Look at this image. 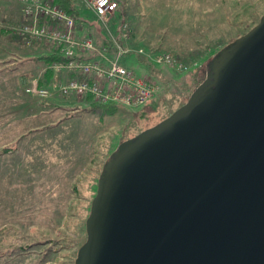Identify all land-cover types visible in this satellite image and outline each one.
<instances>
[{
  "label": "water",
  "instance_id": "obj_1",
  "mask_svg": "<svg viewBox=\"0 0 264 264\" xmlns=\"http://www.w3.org/2000/svg\"><path fill=\"white\" fill-rule=\"evenodd\" d=\"M101 166L73 264H264V13Z\"/></svg>",
  "mask_w": 264,
  "mask_h": 264
},
{
  "label": "rangeland",
  "instance_id": "obj_2",
  "mask_svg": "<svg viewBox=\"0 0 264 264\" xmlns=\"http://www.w3.org/2000/svg\"><path fill=\"white\" fill-rule=\"evenodd\" d=\"M69 1L79 34L98 39L95 26L113 44L125 21L124 65L162 89L141 107L117 105L111 115L91 110V101L64 105L57 94L38 100L23 86L46 65L5 51L14 42L0 34V264H73L98 174L117 144L181 105L204 78L207 61L264 13V0H117L101 29L83 2ZM155 50L198 66L177 73L138 53Z\"/></svg>",
  "mask_w": 264,
  "mask_h": 264
},
{
  "label": "built area",
  "instance_id": "obj_3",
  "mask_svg": "<svg viewBox=\"0 0 264 264\" xmlns=\"http://www.w3.org/2000/svg\"><path fill=\"white\" fill-rule=\"evenodd\" d=\"M107 29V21L118 9L117 0H80ZM21 21L12 28L24 46L43 45L56 51L63 61L45 66L50 76L39 85L42 74L29 78L23 91L38 100L52 94L71 95L78 101L98 104L114 103L135 110L157 95L161 86L150 75H136L124 65L129 49L122 45L128 37L127 23L121 21L116 40L107 46L97 44L89 35H79L75 18L53 0H17ZM152 65H164L177 73L198 66L195 59L184 60L163 50L138 51Z\"/></svg>",
  "mask_w": 264,
  "mask_h": 264
},
{
  "label": "crops",
  "instance_id": "obj_4",
  "mask_svg": "<svg viewBox=\"0 0 264 264\" xmlns=\"http://www.w3.org/2000/svg\"><path fill=\"white\" fill-rule=\"evenodd\" d=\"M20 21H21L20 6L18 5L17 0H0V34L4 35L10 39L13 38L14 36L11 34L13 24H11V23L19 24ZM101 29H102V27H101ZM77 32H78V30H77ZM94 32L98 35V39L93 38L94 41L97 44H101L100 39L103 37H101L100 32L98 33L95 26H94ZM79 35H81V34H79ZM13 42L14 43L12 45H9L6 47L5 51L6 50L7 51L19 50V53H17V57L21 55V56H24L26 59H30V58L37 59L39 56L44 55L48 52L47 48L43 45L34 44V45H30V46H24L19 41L13 40ZM43 47H44V49H43ZM40 48L44 50V51L42 50L43 53H41L40 55L35 54V52H39V53L41 52ZM37 61L40 63L42 62V61H39L38 59H37ZM43 73L44 72L40 73V74H42L41 79L43 77ZM57 95L59 97V100L61 102H63L64 105H69L72 102H78L71 95H64V96L59 95V94H57Z\"/></svg>",
  "mask_w": 264,
  "mask_h": 264
},
{
  "label": "trees",
  "instance_id": "obj_5",
  "mask_svg": "<svg viewBox=\"0 0 264 264\" xmlns=\"http://www.w3.org/2000/svg\"><path fill=\"white\" fill-rule=\"evenodd\" d=\"M53 2L59 6L61 9H63L66 13L72 15L74 18L79 19L78 12L72 7V4L69 0H53ZM14 37L11 38L12 40H16L21 42L18 35L11 33ZM101 44L107 46L109 43L107 40L101 38ZM39 61H42L44 64L48 65L52 61H63V58L60 57L56 51H52L51 53H46L44 55H41L37 58ZM206 68V65H205ZM207 69V68H206ZM50 71L45 69L43 73L42 79L39 81V85H45L49 79ZM91 110H98L100 113L111 115L116 112L117 110V104L114 103H105V104H98L91 102L90 106ZM4 151L7 150V148H3Z\"/></svg>",
  "mask_w": 264,
  "mask_h": 264
}]
</instances>
